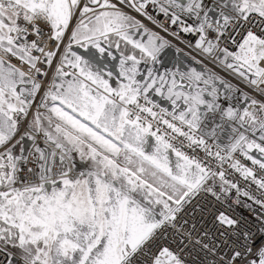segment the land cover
Wrapping results in <instances>:
<instances>
[{"label":"snow or ice","instance_id":"6c2138e0","mask_svg":"<svg viewBox=\"0 0 264 264\" xmlns=\"http://www.w3.org/2000/svg\"><path fill=\"white\" fill-rule=\"evenodd\" d=\"M0 264H264V0H0Z\"/></svg>","mask_w":264,"mask_h":264}]
</instances>
